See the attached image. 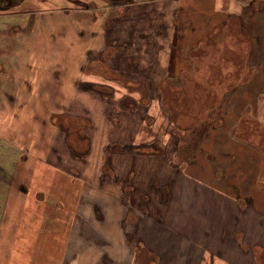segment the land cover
<instances>
[{
	"label": "rangeland",
	"instance_id": "rangeland-1",
	"mask_svg": "<svg viewBox=\"0 0 264 264\" xmlns=\"http://www.w3.org/2000/svg\"><path fill=\"white\" fill-rule=\"evenodd\" d=\"M16 1L7 10L11 18L0 12V264L74 262L85 242L76 238L65 251L63 244L56 250L53 245L49 256L48 239L37 232V226L47 233L48 223L63 221V202L51 195L52 183L35 190L32 166L26 161L17 168L16 161L25 150L26 159L49 157L57 177L59 169L79 175L71 150L89 156L91 144L110 167V178L118 176L111 170L115 156L124 171L127 157L132 166L138 157L161 160L155 168L147 160L135 167L146 178H140L146 188L132 195L136 214L129 216L128 230L152 204L155 174L148 179L146 172L166 169L169 178L178 169L185 175V187L195 185L197 190L182 194L184 203L193 199L205 205L201 227H232L233 235L237 233L229 249L238 248L239 257H226V264H264V0H39L40 6L30 7ZM3 4L8 7L6 0ZM102 20L94 43L89 31L84 34L101 49L69 64L65 50L74 41L66 36L72 31L77 41L76 26L86 22L83 28L89 30ZM131 111L133 116H123ZM107 118L109 126H124L116 128L112 142L103 133L96 136ZM199 156L205 162H198ZM226 160L230 162L223 166ZM120 175L118 181L133 189L136 174ZM172 185L168 201L180 203L181 192ZM155 201H160L156 194ZM151 209L161 213L158 207ZM205 215L211 222L203 221ZM227 218H233V225ZM99 220L96 213L88 214L72 233H83L87 244H103L95 232ZM130 245L134 264L157 263L141 243Z\"/></svg>",
	"mask_w": 264,
	"mask_h": 264
},
{
	"label": "crops",
	"instance_id": "crops-1",
	"mask_svg": "<svg viewBox=\"0 0 264 264\" xmlns=\"http://www.w3.org/2000/svg\"><path fill=\"white\" fill-rule=\"evenodd\" d=\"M12 1L13 0H6V4L8 5V7H6V5L3 4V0H0V2L2 3H0V7L2 5L6 9L5 11L0 10V12H6L4 15L10 18L11 16L8 15L7 10H10L11 7H14L15 3H12L13 5L11 6ZM20 1L25 7L41 5V2H39V0ZM130 5L131 3L128 6ZM68 13L70 16V12ZM91 14L96 20L98 17L96 15L97 13L95 12ZM52 17L55 18L56 15H52ZM82 17L87 18V15L78 16L79 19ZM50 21L51 18L47 22ZM103 22V20L99 21V23L96 22V26L89 30L83 28L86 22L76 26L75 30L78 31L76 36L78 37L77 41L75 39V35L74 38L71 36L72 31L66 36L69 42H71L72 40L74 41V43L71 42L72 44H74V47L71 46L69 48H66V50L68 51L67 54L71 52L70 57L67 56L66 58L69 64H71L72 62L73 64H77L85 56L90 55V53L92 54L94 50L101 49V46H99L98 44L94 45L93 43L100 31H102V28L104 26ZM88 31L89 38L93 41V43L92 41L89 42V38H86V36H84V34H86V32ZM64 40H66V38ZM56 43H54L55 48L60 47L59 45L56 46ZM21 47H26V45H23ZM135 56V54L131 56L133 63H135L136 60ZM72 69H75L74 66L72 67ZM24 70L25 69L23 68V71ZM21 73L22 75L26 76V70L25 72ZM37 79L38 77L35 80ZM48 81L49 79L45 82ZM98 103L99 109H104V106L101 105L100 102ZM87 109L88 113H90L91 116L94 117L91 113L93 112L91 107H87ZM82 111L84 110L82 109ZM132 113V111L130 112V114L125 113L123 114V116H133L131 115ZM107 122H102L103 125H99V132L96 134V136H101V134L99 133H103L102 136H105L104 139H108L110 142H112L116 140L118 134L117 129H121L124 126L120 128L116 127V129L115 126L112 125V123V126H109L108 118ZM138 128L139 127L133 129L137 130ZM0 131L4 132L1 127ZM6 136H9L8 133H6ZM205 141L208 144L210 142V140L208 142V140L206 139ZM93 145L91 144L92 153H90L89 156H79L80 152L72 149L71 146L68 145L69 148L72 149L70 157L72 160H74V162L76 161V163H73L72 166L79 171V175L74 173V176H71L66 174L63 169H59L60 177H57L55 170L51 169L49 157L44 161L38 159L37 156L26 159L25 150H21L20 159L16 161L19 162V164H17V168L20 165L26 163V161L32 166L31 171L33 172L32 178L34 179L33 187L35 188V190L37 188H43L45 185H49L50 187L52 183V187H54V193H51V195L57 197L58 200L63 202V209L65 210L64 216L68 218L65 217L63 221L54 219V222H52V224L48 223L47 233L42 232L43 229L37 226L38 234L40 235V233H42L41 236H45L48 239L44 240V242H47V248L45 251L49 256L53 253V245L54 249L56 250L60 244H63V248L65 251L66 248L70 247L71 242L74 241V239L78 238L81 243L85 242L86 245H82L84 247L80 248L81 251L79 250L72 257L71 260H74V262L70 261L71 264H134L136 260L134 247H132L127 240V235L130 234V232H133V234L131 233V235L138 239L136 241L143 245L142 248L147 250L150 256L156 257V264H226V262H228L226 260V257L232 258L233 255L239 257V255H237L238 248L235 249L234 252L229 249L231 242L233 243V237L237 236V233L233 235L232 227L222 228V226H216L214 228H208L207 224L201 227L202 225L200 222L202 221V219L200 218V215L202 210H204L203 206L205 205L201 203H193V199L192 203H184L182 194H185L186 192H188L189 194H195L197 190L195 185L194 189L185 187V175L183 171H180L178 169H176V171L174 170L177 173L174 174L173 171V174L169 178H167V174L165 172L166 169H164L162 172H155L154 169L151 168L146 172L148 175V179H152V175H150V173L155 174V190L153 191V199H151L150 201L152 204L150 205V208L145 211L144 216L142 215L138 218L139 221L137 225H134V227L132 226L133 229L129 228L130 230H128V225H130L128 218L129 216L136 214L135 206H133V204H135L133 200V193L134 191L135 193L136 191L139 193L140 188H146V184H144L143 187L141 186L140 180V178H144V180L146 178L142 175L138 176V172L136 171L135 167L142 165L144 163V160H147L149 165L155 168L157 167V164H160L161 160H159L158 157H138L134 158L135 166H132L131 157H127L126 160L128 162V168L124 171L119 166V162L115 161L116 159L119 160L118 157L120 156H115L114 160H112L113 169L111 170H113V172L115 171L116 175L118 176H116L114 173V176L116 177L110 178L113 177L111 175L112 172L109 174L110 176L106 174V172H109L110 167L108 168V166L104 163L103 155L101 156L97 154V151L93 153ZM31 148L36 149L34 145H31ZM199 150L202 153L203 147ZM74 153H76L77 155L75 156ZM228 156H231L233 158V155L231 154H229ZM198 158V162L204 161V157L199 156ZM212 162L213 160L208 164ZM228 162H230V160H226L223 166ZM65 164L68 165V163L66 162ZM190 164H193V162H191ZM53 165L57 166L55 164ZM139 172L141 174L145 173L142 170H139ZM133 173L136 174V180L134 178L136 184H132L133 189H131L128 183L122 182L120 179L118 181V177L120 174V176H122L123 174L130 177L131 175H133ZM206 173L209 175L213 174H210L208 171H206ZM192 177L198 178L196 175H193ZM192 177H188V180L189 178L191 179L188 182H193L194 179ZM174 183L176 184L175 190L178 189L177 193L181 192L180 195L182 196V201L175 204L168 201V198H171V190H173L172 184ZM20 187L23 188L24 184L22 183ZM56 188H60L61 190L57 192L55 191ZM202 188L210 189V187ZM218 191L223 192L221 188H219ZM233 191L234 193H238L236 188H234ZM155 194L160 199V201H155L154 203ZM164 194L165 197L161 200V196H163ZM143 199L144 198H142V200ZM175 199L176 197L172 198V201H174ZM38 207H41L39 203ZM153 207H158L161 213L159 215L154 214L151 211V208ZM89 210L91 212H89ZM98 210H100V212H98ZM95 213L100 217V222L95 223L98 226L95 232L102 235L104 241L103 244L97 243L93 240H91V243L87 244L88 242L83 241V239L81 238V235H84L83 233H72L74 227H76L78 224L80 227H82V222L84 220L87 221L88 214H91L94 217ZM52 217L55 218V215H52ZM47 219L51 221L48 216ZM227 219V224L233 225V218ZM203 221L209 223L211 222V218L205 215ZM215 224L216 222L214 223V225ZM219 224H221V222H219ZM241 225L242 223H240V226ZM42 227L44 228L43 224ZM62 230L63 232H61ZM40 242L41 240L39 239L37 243L39 244ZM40 245L38 246V249H40ZM42 251H44V248ZM150 259L152 258L150 257ZM52 261L59 264V260L55 261L52 259L51 261H49V264H52ZM63 264H65V260L63 261ZM239 264L242 263L240 262Z\"/></svg>",
	"mask_w": 264,
	"mask_h": 264
},
{
	"label": "trees",
	"instance_id": "trees-1",
	"mask_svg": "<svg viewBox=\"0 0 264 264\" xmlns=\"http://www.w3.org/2000/svg\"><path fill=\"white\" fill-rule=\"evenodd\" d=\"M127 240H128V243H134L136 242L135 240V237H133V235L130 236V234L127 235ZM141 259V258H140ZM152 261V260H151ZM140 262H143V258L140 260ZM153 262H155V258H153Z\"/></svg>",
	"mask_w": 264,
	"mask_h": 264
},
{
	"label": "bare ground",
	"instance_id": "bare-ground-1",
	"mask_svg": "<svg viewBox=\"0 0 264 264\" xmlns=\"http://www.w3.org/2000/svg\"><path fill=\"white\" fill-rule=\"evenodd\" d=\"M175 48H177V46H176ZM170 49H171V48H170ZM73 50H74V49H73ZM73 50H72V51H73ZM65 52H66V53H65V57H66V58H67V56L70 57L71 52L68 53V54H67V52H68L67 50H65ZM60 54H61V53H60Z\"/></svg>",
	"mask_w": 264,
	"mask_h": 264
}]
</instances>
